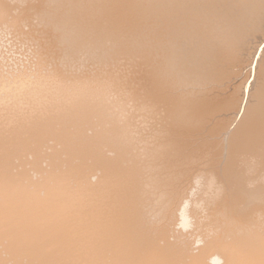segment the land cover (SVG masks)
Here are the masks:
<instances>
[{
    "label": "bare ground",
    "instance_id": "6f19581e",
    "mask_svg": "<svg viewBox=\"0 0 264 264\" xmlns=\"http://www.w3.org/2000/svg\"><path fill=\"white\" fill-rule=\"evenodd\" d=\"M2 32L36 57L0 72V264H264V0H0Z\"/></svg>",
    "mask_w": 264,
    "mask_h": 264
},
{
    "label": "rangeland",
    "instance_id": "374dc122",
    "mask_svg": "<svg viewBox=\"0 0 264 264\" xmlns=\"http://www.w3.org/2000/svg\"><path fill=\"white\" fill-rule=\"evenodd\" d=\"M27 27H29V26H25V28L22 27V29H29V28H27ZM26 31H27V30H26ZM0 34H1V35H0V36H1L0 39H3V38H4L2 41L0 40V49L2 48L1 51H0V60H2L4 56H6V58H7V60H6V58L4 57V59L2 60V64H1V66L3 65V68L0 67V72H1V73H2V71H3V73H6V72H10V71H12L13 69L11 68V66L14 67V70H16V68H21V66H23V65H24V66H25V65L27 66V64H28V66H31V64H33V63L35 62V57H36V56L34 57V56L32 55V54L34 53V52H33V51H34V49H33L34 46L30 45L31 43L29 44L28 42H26L25 39H24L23 37H21V36L18 37L19 35L17 36V37H18V38H17V37H16V34L14 35L13 33H12V34H13L14 37H11L12 34H11L10 32H7V33L5 32L4 34H3V32H2V33H0ZM9 34H11V35H9ZM3 36H4V37H3ZM5 37H6V38H5ZM7 37H8V39H7ZM10 38H13V39H10ZM15 38H16V41L14 40ZM22 38H23V39H22ZM20 39H21V40H20ZM9 40H10V41L12 40L11 42H13V43H12L13 46L11 45V42H10ZM13 40H14V41H13ZM17 40H18V42H19V40H20L21 43H22V41H24V42H23L24 45H21L23 48L21 47V49H20L19 45H17L19 48H18L16 45H14V43H17V44L20 43V42L18 43ZM6 41H7L8 43H7ZM1 43H2V44H1ZM21 43H20V44H21ZM23 43H22V44H23ZM25 43H26L27 46L30 45V46L32 47V49H31V47L29 46V47H30V50H28L29 47H27V46L25 45ZM9 44H10L12 47H11ZM3 45H4V46H3ZM2 46H3V47H2ZM5 46H6V49H5ZM25 46H26V48H25ZM8 47H10V51H8V50H9ZM16 47L18 48L19 52H17V51L15 52V49H17ZM7 48H8V50H7ZM13 48H15L14 51H13ZM24 48H25V49H24ZM23 49H24V50H23ZM26 49H27L28 51H27ZM4 50L6 51V53H5ZM11 50H12L13 52H15V54L12 53ZM2 51H4V53H3ZM23 51H26V54L29 52L28 55L26 56V54H23V53H24ZM30 51H31V52H30ZM7 52H8V54H7ZM32 52H33V53H32ZM1 53H2V54H1ZM18 53H19L20 55H19ZM3 54H5V55H3ZM9 54L11 55L10 59H9ZM18 55H19V56H18ZM23 55H24V56H23ZM29 55H30V56H29ZM31 55H32L33 59H32V57H31ZM14 56H15V57H14ZM16 56H17V57H16ZM20 56L22 57L21 60L25 59V60H23V61H25L27 64H26L25 62H23V61H22V62H23V63H22V62H20V59H19V60L17 59V58H21ZM26 57H27V59L30 58L31 60H30V59L26 60ZM11 58H12V59L15 58V59H13V61H15V60L17 59L18 63H17V61H15V62H16L18 65H17L16 63H14V62L11 60ZM10 60H11L12 62H11ZM29 60H30V61H29ZM33 60H34V61H33ZM27 61H28V62H27ZM32 61H33V62H32ZM0 62H1V61H0ZM5 62H9L10 65L13 63L11 66L7 63L8 66L10 67V69H9V67L6 65V66L8 67V69H9V71L7 70V67H4L5 64H6ZM31 62H32V63H31ZM4 63H5V64H4ZM20 64H21V66H20ZM22 64H23V65H22ZM16 65H17L18 67H17ZM32 66H33V65H32ZM1 68H2V70H1ZM3 69H4V70H7V71L5 72Z\"/></svg>",
    "mask_w": 264,
    "mask_h": 264
}]
</instances>
